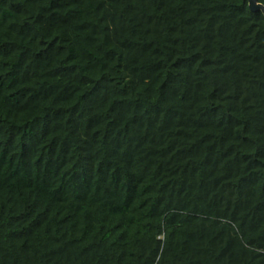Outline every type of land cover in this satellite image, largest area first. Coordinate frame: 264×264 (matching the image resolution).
<instances>
[{"label":"trees","instance_id":"obj_1","mask_svg":"<svg viewBox=\"0 0 264 264\" xmlns=\"http://www.w3.org/2000/svg\"><path fill=\"white\" fill-rule=\"evenodd\" d=\"M0 264H264L263 13L0 0Z\"/></svg>","mask_w":264,"mask_h":264},{"label":"water","instance_id":"obj_2","mask_svg":"<svg viewBox=\"0 0 264 264\" xmlns=\"http://www.w3.org/2000/svg\"><path fill=\"white\" fill-rule=\"evenodd\" d=\"M248 6L251 10L261 11L264 15V5L258 2L257 0H247Z\"/></svg>","mask_w":264,"mask_h":264}]
</instances>
